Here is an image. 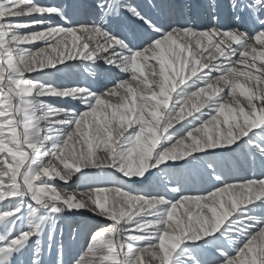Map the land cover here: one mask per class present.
Returning <instances> with one entry per match:
<instances>
[{
    "label": "snow or ice",
    "instance_id": "snow-or-ice-1",
    "mask_svg": "<svg viewBox=\"0 0 264 264\" xmlns=\"http://www.w3.org/2000/svg\"><path fill=\"white\" fill-rule=\"evenodd\" d=\"M0 264H264V0H0Z\"/></svg>",
    "mask_w": 264,
    "mask_h": 264
},
{
    "label": "bare ground",
    "instance_id": "bare-ground-1",
    "mask_svg": "<svg viewBox=\"0 0 264 264\" xmlns=\"http://www.w3.org/2000/svg\"><path fill=\"white\" fill-rule=\"evenodd\" d=\"M73 79L77 78V77H72ZM258 171V169H257ZM239 175H243L245 174L243 171H241L240 173H238ZM189 185L191 187H194V188H199V187H202L203 185L201 184L200 180L196 177L195 174H193V176L190 178L189 180Z\"/></svg>",
    "mask_w": 264,
    "mask_h": 264
}]
</instances>
